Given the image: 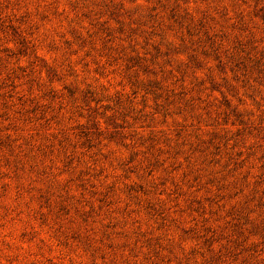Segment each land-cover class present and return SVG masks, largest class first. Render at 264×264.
<instances>
[{"label":"rangeland","instance_id":"obj_1","mask_svg":"<svg viewBox=\"0 0 264 264\" xmlns=\"http://www.w3.org/2000/svg\"><path fill=\"white\" fill-rule=\"evenodd\" d=\"M0 264H264V0H0Z\"/></svg>","mask_w":264,"mask_h":264}]
</instances>
